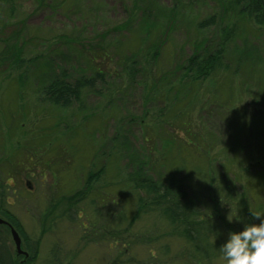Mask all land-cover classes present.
<instances>
[{
    "label": "rangeland",
    "instance_id": "rangeland-1",
    "mask_svg": "<svg viewBox=\"0 0 264 264\" xmlns=\"http://www.w3.org/2000/svg\"><path fill=\"white\" fill-rule=\"evenodd\" d=\"M181 1L182 21L167 28L168 43L155 60L152 50L144 51L140 23L126 32L115 26L128 21L133 0H13L16 12L0 15V53L19 35L25 58L41 57L23 89L20 71L0 66V209L19 221L25 242L38 241L28 264L182 263L176 255L189 247L182 227L171 228L156 212L132 219L139 192L128 180L129 156L149 161L155 175L184 180L204 215L232 202L229 189L247 195L253 213L264 204V24L234 16L231 0ZM216 13V26L197 27ZM232 23L226 69L204 81L178 72L175 64L196 43H221ZM53 57L72 77L103 73L69 108L48 103L38 88ZM134 59H140L138 73ZM102 167L85 216L69 220L76 219L73 208L55 224L48 217L41 225L53 200L81 193L89 174ZM95 210L116 217L101 225ZM84 219L94 224L84 229ZM1 240L16 257L12 236Z\"/></svg>",
    "mask_w": 264,
    "mask_h": 264
},
{
    "label": "trees",
    "instance_id": "trees-1",
    "mask_svg": "<svg viewBox=\"0 0 264 264\" xmlns=\"http://www.w3.org/2000/svg\"><path fill=\"white\" fill-rule=\"evenodd\" d=\"M12 1L0 0V15L5 17L7 11L4 9L9 10L8 17H11L16 12L18 7ZM197 1L199 2V0ZM172 2V6L163 7L158 3V0H133L130 9L128 7L129 10L126 12L128 21L120 24L117 23L115 26L126 32L132 25L140 23L144 31L142 43L147 48L146 50L144 47V51L152 50V59L155 60L159 56L162 47L168 43L166 41L167 28L170 24L176 27L178 22L182 21V15L178 10L182 1L172 0ZM44 5L42 3V6ZM51 5L46 4L47 7ZM231 5L234 16H239V18L240 16L245 17L248 21H254L259 25L264 24V0H231ZM217 20H219L218 14H211L204 21L198 22L197 27L204 29L216 26L218 24ZM5 25L6 22L3 23L2 28ZM235 32L236 25L232 23L229 27L225 26L222 39L220 40L221 43H196L194 53L184 59H179L175 64V66H178V72L183 70L187 76L190 75L195 81H204L216 72L226 69V45ZM13 39H15L13 43L10 45H8L9 43L5 44L4 49L0 53V66L4 65L6 69L13 67L14 70L12 71H20L16 79L19 87L23 89L33 79L31 76L36 75L35 67H37V63H41V57L40 55H35L26 59L24 49L19 41V35ZM0 42L4 43L1 39ZM96 49V46L92 47L93 52ZM102 51L105 52L106 50L103 49ZM95 57H97L96 54L91 55L93 61H95ZM138 60L140 59L133 60L132 63L137 66L132 72L138 73L141 70L142 67L139 65ZM44 64L47 70L41 71L37 81L38 88L42 91L43 97L48 103L61 108H69L79 102L82 98L83 90L95 87L97 79L103 75L101 71H97L92 76L82 75L78 78L72 77L67 69L60 67L54 57L45 61ZM24 66H26L25 72L21 71ZM132 72H129V75L131 80L135 81L136 74ZM139 158L129 156L126 161L128 180L134 189L139 192L137 212L132 219L156 212L161 216L160 218L165 219L171 228L182 227L189 247L184 246L183 249L181 248L182 252L176 255V257L178 256L182 260L181 264H214L217 257H220L218 250L221 244L225 242L228 232L242 230L243 224L238 223L235 218L231 223L227 220V218L230 219L235 213L242 218L243 223L258 224L260 222L258 218L254 219V216L251 214L253 211L249 209L248 203H246L247 195L241 194V196H236V193L233 194L231 189L227 190L233 196L231 203L223 205L217 213L208 212L204 215L205 213L200 208L199 201L197 202L190 195L184 180L176 175H155V172L150 168V162ZM104 172H106V169L102 167L98 172L89 174L87 180H85V189L81 193L78 194L79 190L74 195L53 200L45 218L41 220V225L46 226L48 224V217H51L50 225L55 224L67 212H71L73 208L76 219L72 217L69 220L76 223L79 217L85 216V205L89 199L88 192L92 191L91 186L100 182ZM260 176L264 177V172ZM261 184H263L264 189V182ZM80 195L82 196L80 197ZM77 196L78 198H76ZM61 202H66L63 209L60 207ZM263 207L264 204L261 203L259 210L256 212L261 211ZM58 211L61 213L59 214ZM111 212L104 217L103 211L99 213L96 211L95 213L99 214L97 217L99 224L103 225L104 219H110L111 217L115 219V214L112 215ZM120 216L124 219V213L121 212ZM0 217L10 220L20 231L19 221H16V218L7 209H0ZM99 217L103 218L102 223ZM117 219H120V217L118 216ZM81 224L86 229L87 225L89 227L91 224H94V219H84ZM37 242L34 243L36 244ZM8 248L6 242L0 239V264H14L12 254ZM30 248L33 251L32 253L36 252V245H33V243L30 245Z\"/></svg>",
    "mask_w": 264,
    "mask_h": 264
},
{
    "label": "clouds",
    "instance_id": "clouds-1",
    "mask_svg": "<svg viewBox=\"0 0 264 264\" xmlns=\"http://www.w3.org/2000/svg\"><path fill=\"white\" fill-rule=\"evenodd\" d=\"M259 219V223H243L240 216L235 213L233 219L242 223L240 231H229L227 238L219 248V264H264V214L251 213Z\"/></svg>",
    "mask_w": 264,
    "mask_h": 264
},
{
    "label": "flooded vegetation",
    "instance_id": "flooded-vegetation-1",
    "mask_svg": "<svg viewBox=\"0 0 264 264\" xmlns=\"http://www.w3.org/2000/svg\"><path fill=\"white\" fill-rule=\"evenodd\" d=\"M4 220L6 221V223H1L0 224V239H2V237L4 236H12V232H11V226L12 227H14L17 231H18V233H19V235H20V237H21V241H22V249H23V253H18L17 251H16V257H14L13 255H12V258H13V261L17 258V260H18V258L20 259L21 258V262H22V264H28L29 262L28 261H30L32 258H33V256H35V255H33V251L31 250V248H30V244L29 243H27V241L25 242V238L23 237V235H22V233L18 230V228L10 221V220H8V219H5L4 218ZM13 239V238H12ZM31 242L33 243V245L35 244L34 242H35V240H31ZM28 245V246H27ZM8 250L10 251V249L8 248ZM11 252V251H10ZM12 254V253H11Z\"/></svg>",
    "mask_w": 264,
    "mask_h": 264
},
{
    "label": "water",
    "instance_id": "water-1",
    "mask_svg": "<svg viewBox=\"0 0 264 264\" xmlns=\"http://www.w3.org/2000/svg\"><path fill=\"white\" fill-rule=\"evenodd\" d=\"M1 223H6V221L2 218H0V224ZM11 231H12V235H13V239L15 241V244H16V248H17V251L18 253H23L22 249H21V238L18 234V232L13 228L11 227Z\"/></svg>",
    "mask_w": 264,
    "mask_h": 264
}]
</instances>
